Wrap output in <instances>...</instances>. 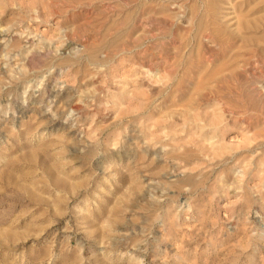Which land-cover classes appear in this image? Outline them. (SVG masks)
Masks as SVG:
<instances>
[{
  "label": "rangeland",
  "instance_id": "rangeland-1",
  "mask_svg": "<svg viewBox=\"0 0 264 264\" xmlns=\"http://www.w3.org/2000/svg\"><path fill=\"white\" fill-rule=\"evenodd\" d=\"M0 264H264V0H0Z\"/></svg>",
  "mask_w": 264,
  "mask_h": 264
}]
</instances>
